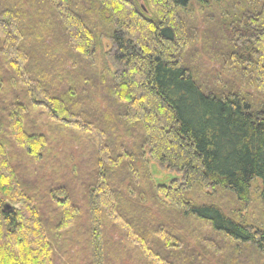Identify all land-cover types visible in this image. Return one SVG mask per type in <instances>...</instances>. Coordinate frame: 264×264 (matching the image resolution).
<instances>
[{"label": "trees", "instance_id": "16d2710c", "mask_svg": "<svg viewBox=\"0 0 264 264\" xmlns=\"http://www.w3.org/2000/svg\"><path fill=\"white\" fill-rule=\"evenodd\" d=\"M20 80L29 99L0 117V264H264L263 221L205 200L246 210L257 183L264 213V0H0V89ZM36 106L95 134L79 199L59 185L55 206L60 187L22 182L7 151L41 159ZM153 161L179 177L157 183Z\"/></svg>", "mask_w": 264, "mask_h": 264}, {"label": "rangeland", "instance_id": "374dc122", "mask_svg": "<svg viewBox=\"0 0 264 264\" xmlns=\"http://www.w3.org/2000/svg\"><path fill=\"white\" fill-rule=\"evenodd\" d=\"M201 61L204 62L203 59ZM224 61H226V59H224ZM3 65L2 71H4L7 78L10 75H14V71H12L11 66L5 64L4 62ZM202 66L203 68L206 66L210 69L214 68L215 70H220V65L216 64L215 61L211 65L205 63ZM206 72L207 71H202L203 74ZM90 74L91 73H89V75ZM1 75L5 77L4 74ZM14 77L18 76L14 75ZM224 78H226L227 81L225 82L231 86L250 92L254 96H259L257 90L253 88L252 85H249L251 84L250 82L253 78L249 79L241 77L239 81V79H235L233 76H231L230 73H224ZM64 84L65 83L63 81L62 85ZM6 85V90L9 93L5 94L3 90L0 89V102L3 103V105H0V117L6 116L7 113H3L6 106L14 108L16 103H22L25 101L27 102L29 99L28 93H26V96L20 93V90L25 88V84L22 80L16 84H13L12 86L9 84ZM10 87H12L13 91L16 92V95H14V93H10ZM89 94L96 95L92 92H89ZM10 103L11 105L9 106L8 104ZM98 103L100 106H104L101 100ZM37 126H40V129H38ZM25 129L29 133L45 135L44 137L47 146L45 150L42 151L43 155L41 159L37 160L35 157L29 156L27 154L20 155L18 144L16 147L11 146V150L7 151H9L11 155L15 154L17 158L19 157L17 162L15 161L14 164L16 167L20 168V172L18 174L20 175L22 182L24 181L26 183H30L36 189L45 187L51 188V184L53 187H60L56 189V192H54V197L52 193V202L56 206L58 203H61V200L64 198V189H62V187L59 185L69 186L71 189L72 187L70 186L72 185L74 174L75 172L80 173L82 168L80 166H82V164L84 165V168L82 169L89 170V172L94 170L98 155L97 150L99 143L97 144L98 141L95 137V134L93 133H88L76 128L66 127L64 126V122L62 123L61 121L52 120L43 106L30 108L25 117ZM88 163L89 167L85 166V164ZM85 167L88 168L86 169ZM151 172L155 181L162 184H168L173 178L179 177V174L176 171H167L162 169L158 163L154 161L151 162ZM72 189L74 190L72 195L76 199H79L81 196V189L78 187ZM76 189L78 193L76 192ZM257 189L258 184L254 183L251 189V202L249 203L246 210H243L235 201V199H233V197H231L229 194L227 196L223 192H220L215 196H209L205 200L218 203L225 209V211L228 212L231 210L242 211V213H244L249 219H252L256 222L263 221L264 223L263 208L259 199V191ZM9 204L11 205V203ZM50 210L49 212H46L47 217H50V215H53L52 217L57 216L55 210ZM62 231H64V228Z\"/></svg>", "mask_w": 264, "mask_h": 264}, {"label": "water", "instance_id": "95a60500", "mask_svg": "<svg viewBox=\"0 0 264 264\" xmlns=\"http://www.w3.org/2000/svg\"><path fill=\"white\" fill-rule=\"evenodd\" d=\"M12 206L9 204V203H6L5 205H4V208L5 209H8V208H11Z\"/></svg>", "mask_w": 264, "mask_h": 264}, {"label": "flooded vegetation", "instance_id": "af4514ba", "mask_svg": "<svg viewBox=\"0 0 264 264\" xmlns=\"http://www.w3.org/2000/svg\"><path fill=\"white\" fill-rule=\"evenodd\" d=\"M11 208H8L7 210H10Z\"/></svg>", "mask_w": 264, "mask_h": 264}]
</instances>
